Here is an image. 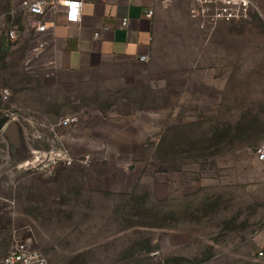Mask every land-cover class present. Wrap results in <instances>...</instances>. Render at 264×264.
<instances>
[{
    "label": "rangeland",
    "instance_id": "obj_1",
    "mask_svg": "<svg viewBox=\"0 0 264 264\" xmlns=\"http://www.w3.org/2000/svg\"><path fill=\"white\" fill-rule=\"evenodd\" d=\"M202 29L175 32L164 79L135 68L119 89L0 51V126L19 134L0 152V253L21 239L49 264H264V0Z\"/></svg>",
    "mask_w": 264,
    "mask_h": 264
},
{
    "label": "crops",
    "instance_id": "obj_2",
    "mask_svg": "<svg viewBox=\"0 0 264 264\" xmlns=\"http://www.w3.org/2000/svg\"><path fill=\"white\" fill-rule=\"evenodd\" d=\"M19 0H0V18ZM81 20L67 23L62 13L54 17V35L47 36V58L56 60L54 80L58 84H77L100 81L101 88L110 89L111 82L134 83L135 68L149 70V81L164 79V71L176 62L173 57L174 34L189 33L192 38L204 37L199 20L190 13L191 0H82ZM153 9L151 17L145 12ZM191 15L194 22L191 23ZM122 18L127 26L118 27ZM198 20V22H197ZM20 29H25L19 20ZM102 27H108L103 30ZM100 31L98 38L94 32ZM31 32L26 31L15 41H8L0 34V51L28 45ZM147 55L146 61L137 59ZM160 74V75H159ZM166 74V73H165ZM141 80V78H140ZM132 85V84H131ZM151 89L158 86L150 84Z\"/></svg>",
    "mask_w": 264,
    "mask_h": 264
},
{
    "label": "built area",
    "instance_id": "obj_3",
    "mask_svg": "<svg viewBox=\"0 0 264 264\" xmlns=\"http://www.w3.org/2000/svg\"><path fill=\"white\" fill-rule=\"evenodd\" d=\"M82 4V0H19L7 11L6 16L0 18V34L8 41L17 40L26 31L31 32L29 43L24 47L20 59L24 71L31 74L40 72L45 77H52L55 74L56 60L46 57L49 50L47 36L54 35V17L62 13L65 22H79ZM251 5L252 0H191L189 10L198 18L200 27H214L219 21L246 18ZM152 14L151 8L145 12L147 17H151ZM19 20L24 21L25 29L19 28ZM127 24L128 19L122 18L118 27L123 28ZM102 29L106 30L108 27ZM99 36L100 31H95L94 37ZM137 59L146 61L148 56L139 55ZM9 95L7 87L0 88V97L7 99ZM12 119L0 126V152L3 151L2 144L6 142L4 129ZM72 121L73 117H65L60 124L68 125ZM255 154L256 159L264 164V142L257 147ZM257 255L264 256V246L258 250ZM0 264H49V262L37 245L20 239L15 240L6 253H0Z\"/></svg>",
    "mask_w": 264,
    "mask_h": 264
},
{
    "label": "water",
    "instance_id": "obj_4",
    "mask_svg": "<svg viewBox=\"0 0 264 264\" xmlns=\"http://www.w3.org/2000/svg\"><path fill=\"white\" fill-rule=\"evenodd\" d=\"M3 134L6 140H8V146L19 147L18 124L16 120L13 119L6 125Z\"/></svg>",
    "mask_w": 264,
    "mask_h": 264
},
{
    "label": "snow or ice",
    "instance_id": "obj_5",
    "mask_svg": "<svg viewBox=\"0 0 264 264\" xmlns=\"http://www.w3.org/2000/svg\"><path fill=\"white\" fill-rule=\"evenodd\" d=\"M73 18H75V13H73Z\"/></svg>",
    "mask_w": 264,
    "mask_h": 264
}]
</instances>
